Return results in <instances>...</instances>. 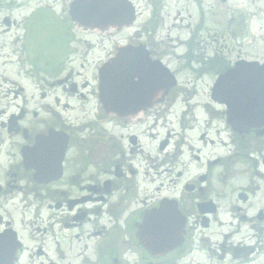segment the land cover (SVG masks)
Here are the masks:
<instances>
[{"label": "flooded vegetation", "instance_id": "af4514ba", "mask_svg": "<svg viewBox=\"0 0 264 264\" xmlns=\"http://www.w3.org/2000/svg\"><path fill=\"white\" fill-rule=\"evenodd\" d=\"M248 64L264 0H0V264H264V105L213 95Z\"/></svg>", "mask_w": 264, "mask_h": 264}, {"label": "water", "instance_id": "95a60500", "mask_svg": "<svg viewBox=\"0 0 264 264\" xmlns=\"http://www.w3.org/2000/svg\"><path fill=\"white\" fill-rule=\"evenodd\" d=\"M107 1V0H106ZM75 11L78 10L79 5H75ZM105 9H111L106 3H86V20H99L103 14L106 13ZM102 11V13H100ZM108 12V10H107ZM101 14V15H100ZM121 58L116 57L111 62L104 64L99 69V93L100 97L104 100H117L118 89L120 88L119 82L122 77L121 71ZM129 80L128 78H125ZM131 88V86H130ZM133 88V87H132ZM218 93L223 97H233L236 102L234 110L246 113L247 116L257 115L261 107L264 105V67H258L248 64L244 69L232 70L218 78L214 89L213 95ZM123 97L125 93L122 92ZM121 94V95H122ZM222 96H219L223 99ZM104 102V101H103ZM220 102L229 105L228 100H221Z\"/></svg>", "mask_w": 264, "mask_h": 264}, {"label": "rangeland", "instance_id": "374dc122", "mask_svg": "<svg viewBox=\"0 0 264 264\" xmlns=\"http://www.w3.org/2000/svg\"><path fill=\"white\" fill-rule=\"evenodd\" d=\"M96 66H97L96 62H91V61H90V63H89V70H88L89 73H87V76H88V77H90L92 74H95ZM8 69H9V71H14V70H16L15 67H13L12 65H10V67H9ZM16 81H18V80H16ZM21 83H22V85H23V84H24V80H23V81L21 80ZM5 87H6V86H2V87H0V91H2V88H5Z\"/></svg>", "mask_w": 264, "mask_h": 264}]
</instances>
